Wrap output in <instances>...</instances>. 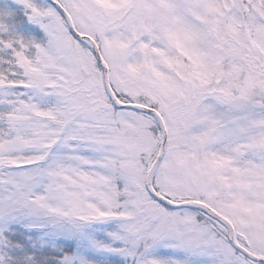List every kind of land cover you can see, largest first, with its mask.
Instances as JSON below:
<instances>
[{
	"label": "snow or ice",
	"instance_id": "1",
	"mask_svg": "<svg viewBox=\"0 0 264 264\" xmlns=\"http://www.w3.org/2000/svg\"><path fill=\"white\" fill-rule=\"evenodd\" d=\"M0 264H264V0H0Z\"/></svg>",
	"mask_w": 264,
	"mask_h": 264
}]
</instances>
